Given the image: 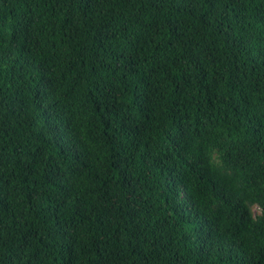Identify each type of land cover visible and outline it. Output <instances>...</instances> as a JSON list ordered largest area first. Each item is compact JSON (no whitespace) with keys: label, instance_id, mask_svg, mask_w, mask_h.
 Wrapping results in <instances>:
<instances>
[{"label":"trees","instance_id":"16d2710c","mask_svg":"<svg viewBox=\"0 0 264 264\" xmlns=\"http://www.w3.org/2000/svg\"><path fill=\"white\" fill-rule=\"evenodd\" d=\"M0 264H264V0H0Z\"/></svg>","mask_w":264,"mask_h":264}]
</instances>
